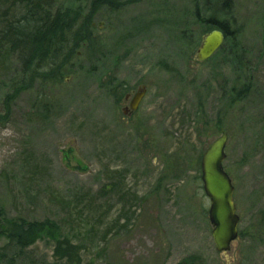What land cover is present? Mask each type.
I'll return each instance as SVG.
<instances>
[{
    "label": "rangeland",
    "instance_id": "rangeland-1",
    "mask_svg": "<svg viewBox=\"0 0 264 264\" xmlns=\"http://www.w3.org/2000/svg\"><path fill=\"white\" fill-rule=\"evenodd\" d=\"M57 1L87 15L95 0ZM124 2L95 17V41L76 50L62 83L21 92L5 117L1 81L17 71L14 57L1 69L0 210L56 222L62 257L54 239L33 251L61 264H239L240 246L251 260L255 243L217 251L201 161L224 128L239 230L252 233L264 213V0L199 14L239 29L252 91L236 101L246 79L231 45L197 60L211 29L193 0ZM141 85L144 99L125 116V94Z\"/></svg>",
    "mask_w": 264,
    "mask_h": 264
},
{
    "label": "trees",
    "instance_id": "trees-1",
    "mask_svg": "<svg viewBox=\"0 0 264 264\" xmlns=\"http://www.w3.org/2000/svg\"><path fill=\"white\" fill-rule=\"evenodd\" d=\"M57 3V0H0V71L6 70L9 57H14L18 66L15 73L6 74L1 81L9 90L4 117L10 112V103L21 92L33 89L36 84L50 87L62 83L65 74L71 71L76 50L83 42L95 41L92 35L95 17H103L102 11L115 12L126 2L95 0L87 15H83L78 6L65 7ZM200 13L204 12H196L195 17L207 24L208 16L203 18ZM223 27L226 42L222 49L227 43L231 45V55L235 57L240 75L246 79L239 91L231 93L232 100L236 101L252 91L250 66L244 64L245 53L236 40L239 29L232 31ZM57 229V223L51 219L43 222L13 219L0 210V264H61L59 260L50 261L47 256H38L33 251L38 240L54 239L59 243L58 252L62 257L66 243L55 234ZM198 259L191 256L181 264L194 263Z\"/></svg>",
    "mask_w": 264,
    "mask_h": 264
},
{
    "label": "water",
    "instance_id": "water-1",
    "mask_svg": "<svg viewBox=\"0 0 264 264\" xmlns=\"http://www.w3.org/2000/svg\"><path fill=\"white\" fill-rule=\"evenodd\" d=\"M224 41L225 34L221 30L216 29L207 34L198 51L197 60H209L222 47ZM146 93L147 87L139 86L130 106L122 110L124 115H129V111H137ZM220 134L203 154L201 170L204 190L211 202L209 218L213 226L214 243L218 252H224L238 237L240 217L234 199L235 188L224 169L228 134L224 128L220 129Z\"/></svg>",
    "mask_w": 264,
    "mask_h": 264
},
{
    "label": "flooded vegetation",
    "instance_id": "flooded-vegetation-1",
    "mask_svg": "<svg viewBox=\"0 0 264 264\" xmlns=\"http://www.w3.org/2000/svg\"><path fill=\"white\" fill-rule=\"evenodd\" d=\"M193 4L195 7L196 12H208L210 13H221L222 11H230L232 12L233 8L236 5V0H193ZM228 3V5H227ZM208 21L206 26L212 29H219L221 30L225 35L226 31L224 30L226 26L227 28H231V25L234 24L235 21H228L226 22V19H221L217 15H211L208 17ZM235 27V24L233 28ZM202 44V43H201ZM200 49V48H199ZM199 51V50H198ZM136 91L131 90L125 95V99L123 100V108H127L130 106V103L132 99L135 97ZM126 96L128 99H126ZM130 113V111H129ZM259 218L256 219L255 226L257 229H253V225L251 226L252 233L249 231L247 232H240L238 231V237L237 239L231 244L230 248L224 252H221L222 254H225L226 252L230 251L232 248H235L237 245H235L236 242L242 240L247 243H255L257 246L255 249L254 257L253 259H248L250 257L249 254L244 255V246H240V253L242 255V260L239 264H264V213L257 214ZM240 224V223H239ZM244 236L242 239V235ZM249 253V252H248Z\"/></svg>",
    "mask_w": 264,
    "mask_h": 264
}]
</instances>
